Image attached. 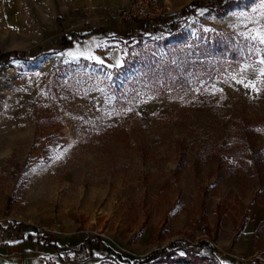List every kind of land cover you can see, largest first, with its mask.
<instances>
[{"label": "rangeland", "instance_id": "obj_1", "mask_svg": "<svg viewBox=\"0 0 264 264\" xmlns=\"http://www.w3.org/2000/svg\"><path fill=\"white\" fill-rule=\"evenodd\" d=\"M176 1L170 16L192 0ZM19 2L0 9V53L38 59H12L0 75V222L24 224L0 233V264L155 253L149 264H264V0L198 9L177 45L119 20L117 66L61 46L83 41L70 28L87 17L68 18L59 0ZM215 32L251 60L213 77L192 70L178 87L164 83L173 72L143 77L149 64L196 60L182 58Z\"/></svg>", "mask_w": 264, "mask_h": 264}, {"label": "trees", "instance_id": "obj_2", "mask_svg": "<svg viewBox=\"0 0 264 264\" xmlns=\"http://www.w3.org/2000/svg\"><path fill=\"white\" fill-rule=\"evenodd\" d=\"M244 0H192L188 4L182 7L180 11L176 14L169 17V19L163 23L161 20L158 24L154 25L150 31L153 33H165L172 35L176 39L175 45L178 43H187L188 39H184V24L187 23L191 14H195L200 8H209L211 11L217 15H221L225 11L235 8L237 5L242 3ZM246 1V0H245ZM202 33V32H201ZM202 40L194 47V52L188 58L189 59L196 57V60L192 61H174L173 58L169 60L162 61V63H153L147 65L145 75L143 77L155 78L156 75L163 74L169 77L170 72H173V76H170L171 79L164 80V83L174 84L175 87L179 85H186L188 82V77L186 74L190 73L192 70L198 73H205V75H210V77L218 76L224 72H231L237 70V67L240 66V63L243 61H249L252 57H248V49L241 43V41L236 40L235 38L224 34V33H207L206 37L202 36ZM62 47H71L74 43V39L63 38ZM195 42V41H193ZM189 43V42H188ZM179 51V49H177ZM187 50V49H186ZM189 51V50H188ZM188 56V53H185ZM6 57V58H5ZM258 57V56H254ZM181 58V57H180ZM261 58L264 63V53L261 55ZM12 59H22L23 61L27 60H36V57H30L29 55L24 54L22 51L12 50L8 52L0 53V75L2 69L5 67L6 63ZM181 59V60H182ZM175 72V73H174ZM175 74V75H174ZM167 77V78H168ZM192 79V78H191ZM24 227V224L21 222L10 221L8 224L0 222V233L5 231L19 232ZM45 239L37 240L36 244L40 245L42 243L49 244ZM54 249H57V246L54 244H49ZM191 252V251H190ZM187 251L189 257L188 260L194 259L195 255H191ZM172 255V253H169ZM193 256V257H192ZM160 255L155 253L146 258L138 260L133 264H149L153 263V260L159 258ZM197 258V257H195ZM200 261H210V264H223L215 256H198ZM185 259V258H184ZM185 259V260H187ZM197 260V259H195ZM199 260V259H198ZM197 260V261H198ZM193 262V261H192Z\"/></svg>", "mask_w": 264, "mask_h": 264}, {"label": "crops", "instance_id": "obj_3", "mask_svg": "<svg viewBox=\"0 0 264 264\" xmlns=\"http://www.w3.org/2000/svg\"><path fill=\"white\" fill-rule=\"evenodd\" d=\"M47 1L49 2L50 6L54 4V8L56 7L55 0ZM59 1L63 3L62 7L64 12L68 13V18H71V14H73L74 17L76 15V17L82 16L81 18L87 17L88 19V23L86 25L75 22V24L70 28L72 34L74 36H81L83 41H75L71 47L66 48V54L70 58L90 57L97 62H108L112 66L121 65L123 63V57L120 49L121 43L119 40H122L125 35L119 34V20L110 18L108 14L110 10L116 9V7L121 5L128 4L129 0ZM176 2V0H173L174 4ZM15 4L17 5L16 7L18 11L19 8H21L19 0H1L0 9L9 10ZM184 4L185 3L179 5L178 9L180 10ZM66 6H68L67 9H72L71 13L68 12ZM129 27H127L128 31H130L131 25ZM71 38L73 37H69V39Z\"/></svg>", "mask_w": 264, "mask_h": 264}, {"label": "built area", "instance_id": "obj_4", "mask_svg": "<svg viewBox=\"0 0 264 264\" xmlns=\"http://www.w3.org/2000/svg\"><path fill=\"white\" fill-rule=\"evenodd\" d=\"M171 13L168 0H129L128 4L110 10L108 16L130 24L131 29L146 32Z\"/></svg>", "mask_w": 264, "mask_h": 264}]
</instances>
